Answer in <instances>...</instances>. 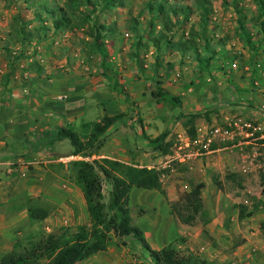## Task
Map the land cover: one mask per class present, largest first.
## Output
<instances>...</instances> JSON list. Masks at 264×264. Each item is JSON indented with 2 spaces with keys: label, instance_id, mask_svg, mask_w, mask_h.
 I'll use <instances>...</instances> for the list:
<instances>
[{
  "label": "rangeland",
  "instance_id": "obj_1",
  "mask_svg": "<svg viewBox=\"0 0 264 264\" xmlns=\"http://www.w3.org/2000/svg\"><path fill=\"white\" fill-rule=\"evenodd\" d=\"M42 0H32L29 4L25 3V0H0V52L6 59L8 58V53H6L3 48L6 43L10 40L11 37H15V29L18 28L20 23V18H26L27 20L33 21L28 30H32L35 26L38 25L37 21H34L33 18V9L37 6ZM48 4L53 5H62L65 0H46ZM148 0H125V7L120 9L117 13H113L110 17L100 16V19L107 18L110 20L117 21V34L115 41V50L110 51L112 62L116 64L117 71H120L122 76L126 75L127 79L131 82V77L128 75H133V70L136 67L135 62L131 58L132 47L131 44L133 40L130 37H127L125 31V20L130 17L139 16L141 12L143 15L140 17V21L145 25L149 19L147 12H144V4ZM172 6H184L188 5L193 7L195 0H166ZM212 5V16L214 18L213 25L210 27L213 35V42L217 44V40L228 37L226 42L225 49L230 50L231 52H238L240 54L239 61L237 65L240 66V69L230 72L228 76H224L220 73L215 74L214 78L206 74L200 75L199 72L193 67V65L188 61L184 65H179V57L173 61L174 68L168 73V79L165 78L163 70H160L161 75V86L165 92L176 96L180 99L182 103V110L180 114L186 116L185 119L182 118L183 123L181 125L182 133L187 136V138L195 139L200 134L204 132L209 133L215 128H220L221 133L227 132L231 133L232 138L226 139L222 137H216L213 141L210 149L219 147L224 149L226 153L232 160V165L230 168L223 170V174L216 175L213 171L209 170L205 166V158L208 154H203V149H200L202 155L193 159V167L200 165L201 169H205V176L201 178H194L190 174V169L186 166L179 164L177 162H171L169 168H178L180 175L179 180L181 181H192L191 184H200L205 180L206 183H210V192L207 196H211V191L216 189L217 186L213 185L212 182H217L221 184V193L229 194V197L226 199L229 202L224 204V209L227 212L228 216H236L237 223L242 227L246 233L252 237V242L254 244L253 248H256V251H251L250 254L254 256V259L250 264H264V254L262 251V245L264 246V209L260 208L257 211H254V206L258 201L264 200V129H259L257 126L256 131L251 139L249 144H243L242 146L235 145V139L240 138L237 130H233L231 127H228L226 122L229 119H244L243 108H248L253 111L256 118H261L264 120V99H262L261 94L249 93L239 95L235 88L229 86L228 80H232L236 87L239 89H248L249 86V76L244 71L246 70L243 67V64L248 61L249 53L243 47L242 42L237 37L235 30L237 27V14L235 13L233 7L230 5V0H210ZM227 3V4H226ZM240 4L245 8L248 18L254 13V7L251 3V0H240ZM198 17L196 14H193L192 19L189 21V24L186 25V31L190 28L191 25L195 24L197 27ZM159 26H157V29ZM54 37L52 41H48L47 44L38 45L33 41L30 45L22 47L20 50L17 48L16 43H11L10 47L12 52L17 53V56L20 57L19 61L17 60L16 65L13 67L14 70H17L16 73L31 69L32 65L29 66L30 62L25 61L26 56H31L32 53L38 52V55L48 54L50 61L48 64L52 68H55L60 76H65L70 78L72 76V67L78 70L88 69V74L90 77L95 76L99 73L98 57L92 56L91 59L86 58L85 56V35L82 32H78L77 35H71L70 33H59L57 36L48 35V40ZM72 39H68V38ZM46 39V40H47ZM45 40V39H44ZM43 40V41H44ZM69 40V41H68ZM115 40V39H114ZM42 42V41H41ZM53 54V56L51 55ZM22 54V55H21ZM1 55V56H2ZM24 55V56H23ZM47 55V56H48ZM14 60L15 55L12 56ZM46 58L44 55L40 56ZM67 60L66 66L62 64V67H59L61 64L59 62ZM83 62L81 63V60ZM87 59V62L85 61ZM153 57L149 54L145 57V65L147 66V72L150 74V64ZM39 59L36 54L33 58V62ZM171 58L166 57V62H171ZM264 65V59H262ZM28 64V65H27ZM31 67V68H30ZM245 68V69H244ZM244 69V70H243ZM96 70V71H95ZM138 70V69H137ZM139 71V70H138ZM86 72V71H84ZM147 72L143 73L139 71L140 77L139 80L143 79L142 84L132 85L131 83L127 84L130 90H124L125 94L121 92V88L117 90L111 88V85L108 86L112 91H114L120 102L119 111L124 113L126 116L125 122L130 126L141 127L145 124V109L150 106V102H154L156 98L151 95V91L155 90V85L151 83L150 78L145 76L149 75ZM110 76L100 77L102 82L115 83L117 79H108ZM113 78V77H112ZM21 80L22 78L19 77ZM108 79V80H107ZM121 80V78H119ZM72 80L75 81L76 78L72 77ZM86 80V79H84ZM82 81V84H73L72 81L68 85L69 90L66 88H59L60 93H76L81 95L82 104L86 103L85 109L82 112V119L85 121H94L97 115H104V109L102 104L97 105L92 94L83 93L90 91L92 87L87 86L86 83ZM149 80V82H148ZM22 81V80H21ZM127 82V81H126ZM149 85L147 86V84ZM191 84V85H190ZM131 85V86H130ZM76 86V88H75ZM133 86V87H132ZM124 88V87H123ZM264 88V87H263ZM110 89V90H111ZM125 89V88H124ZM30 91V90H29ZM98 90L94 89L92 93H96ZM264 89H262V93ZM101 94V92H99ZM41 95V94H38ZM115 95V94H114ZM66 96V95H65ZM27 97H29L27 95ZM159 98H157L158 100ZM85 101V102H84ZM70 101L64 99L59 101L57 106H65ZM156 102V101H155ZM165 104V103H164ZM157 114V112H154ZM191 115H198V117L193 119H188ZM188 116V117H187ZM191 120V121H190ZM248 120V119H244ZM74 121V120H73ZM198 121L204 122L201 127H199ZM75 122V121H74ZM117 124L115 125V127ZM113 127V131L115 128ZM69 128L73 132H76L74 126L64 127ZM77 128V127H76ZM134 128V127H133ZM180 128V126H179ZM56 129L53 135L55 136L57 131ZM110 130L109 132H113ZM194 132L193 135H190ZM51 136V134H48ZM57 138V137H56ZM248 140V139H247ZM67 141V140H66ZM98 141L101 143V139ZM167 146V157L164 159V162H167L168 156L172 155L173 152V142L168 143ZM66 148L70 151L72 146L69 141L66 143ZM95 147H99L96 144ZM95 149V148H94ZM194 150L199 149V147H194ZM87 160H91L88 158ZM163 162V163H164ZM197 162V163H196ZM162 165V164H161ZM162 170V167H160ZM170 170V169H163ZM162 170V171H163ZM192 170V169H191ZM53 171V170H52ZM54 173L57 176V179L62 182V185H57V189L47 194V183L51 182L49 175L47 173L43 174V182H39L38 189H35L34 193L31 195L25 194L20 199V203H35L42 209H46L49 214L53 215L55 220L49 221L48 218L42 222H36L29 220L28 215L19 214L16 217L15 223L12 224L11 220L4 219L0 221V257L4 254L11 252L13 249L19 251L22 248L26 247L30 239H36L39 235L42 234H55L60 235L68 231L73 233L76 231L78 226L87 225L89 226V217L85 216V211L81 210L80 207L74 203L70 204L69 199L72 202H77V197L73 193V188L70 187L71 184L74 185V177L71 172L61 165L54 170ZM222 178L223 181H219V178ZM48 178V179H47ZM204 178V179H203ZM232 178V179H231ZM55 179V183H57ZM227 179V182H226ZM167 179L163 180L165 183ZM51 184V183H49ZM183 183H177V196L178 200L173 202H168L167 206L173 211L177 209V203L179 199L183 198L190 189H184L182 187ZM64 186V187H63ZM75 186V185H74ZM76 187V186H75ZM77 188V187H76ZM218 190V188H217ZM56 191V192H55ZM108 191L109 187L104 186V195L105 202L108 200ZM132 192H149L143 189H132L129 197V208L131 211V217L133 225L141 230L145 242L150 248L160 249L166 244H168L174 238V232L179 231V228H176V224L173 219L170 220V214L166 210L165 204L160 198L152 201V204L149 202L140 201L143 197L138 196V200L133 198ZM68 194V195H67ZM142 194V193H141ZM165 196L164 193H161ZM37 195V196H36ZM67 202L64 204L63 202ZM31 203V204H32ZM61 204V205H60ZM235 206V207H234ZM237 206V207H236ZM241 207L245 208L244 212H253V215L247 218H244L243 221H238L239 212ZM203 209L207 212L206 203L203 201ZM84 213V214H83ZM232 214V215H231ZM6 215V214H4ZM88 216V214H87ZM198 225L202 224V218L197 217L196 219ZM240 220V219H239ZM168 221V222H167ZM195 222V223H196ZM49 230V231H48ZM165 233L168 234L165 239ZM164 235V236H162ZM177 236V234H176ZM110 242L108 247H115L117 250L119 247L126 249L129 255L136 260L134 264H151L149 261L148 252L141 245V243L135 238H120L114 234H110ZM18 243L20 246L17 247L15 244ZM257 260V261H256ZM256 261V262H254ZM46 259H41L35 264H46ZM245 262V263H244ZM243 264H249V260L244 261ZM214 263V262H213ZM215 264V263H214ZM242 264V263H241Z\"/></svg>",
  "mask_w": 264,
  "mask_h": 264
},
{
  "label": "trees",
  "instance_id": "obj_2",
  "mask_svg": "<svg viewBox=\"0 0 264 264\" xmlns=\"http://www.w3.org/2000/svg\"><path fill=\"white\" fill-rule=\"evenodd\" d=\"M230 5L237 14V27L235 33L242 42L243 47L249 53V59L243 64L249 78V90L239 89L232 80H228L229 86L235 88L239 95L256 93L264 99V0H251L254 13L248 18L245 8L240 0H230ZM32 0H25L29 4ZM227 4V3H226ZM125 7V0H65L62 5L48 4L42 0L33 9V20L38 22L32 30H28L33 21L20 18V23L15 29L16 36L11 37L3 50L12 55L11 43L30 45L33 41L40 43L58 33H70L72 36L82 32L85 35V56L91 59L98 57L99 75L95 77L109 76L110 79H119V73L114 70L116 65L110 58V51L115 50L117 34V21L107 19L113 13H117ZM210 0H195L193 7L172 6L166 0H148L144 4V12L149 19L144 25L140 21L143 12L136 17L125 20L127 37L131 44V58L139 71L147 72L145 57L152 49L153 57L150 64L149 77L155 90L151 91L157 103H166L170 106L180 104V99L159 87L161 86L160 70L164 71L165 78L173 70L174 62L165 63V58L179 57L178 64L184 65L190 62L197 72L214 78L220 73L224 76L240 69L234 62H238L240 54L225 49L228 37L213 42L214 38L210 27L214 18ZM193 14L198 17L197 27L191 25L186 31V25L192 19ZM100 16H106L103 20ZM157 26L159 28L157 29ZM115 39V40H114ZM151 48V49H150ZM22 55V54H21ZM24 56V55H23ZM20 57H15L18 60ZM87 60V59H86ZM87 62V61H86ZM113 77V78H112ZM109 78V77H107ZM112 82V81H111ZM191 85V84H190ZM114 89L124 88L113 83ZM259 94V95H260ZM126 115L123 113L115 116H104L100 124H93L90 134H85L83 140L69 128H61L56 137L66 139L72 146L73 157L81 159L71 161L67 169L73 174L74 185L80 190L86 205L89 217V226H78L76 231H68L60 235L42 234L36 239H30L28 245L19 251L14 249L0 257V264H35L41 259H46V264H77L89 257L105 251L110 242V234L120 238H135L145 248L151 264H214L197 254H194L187 246L186 239L178 237L160 250L151 249L144 240L141 230L131 224V211L129 208V194L132 189H143L163 193L160 182L162 170L148 169L146 167H134L118 161L108 159L85 160L92 157V150L100 142L98 139L115 122ZM186 116L180 115L185 119ZM188 117V116H187ZM198 115H191L193 119ZM191 121V120H190ZM194 132L190 135H193ZM165 134L159 136L154 143L162 148ZM167 149V148H166ZM164 154L167 150H164ZM219 186V183L214 182ZM109 187L108 200L105 202L104 186ZM203 184H191L190 191L179 199L177 209L172 214L183 224L192 225L201 217L203 223L208 222L207 212L203 209L201 191ZM32 203V202H31ZM29 203L27 215L29 220L42 222L49 212L35 203ZM264 209V200L258 201L254 211ZM241 207L239 219L250 217L253 212H244ZM17 247L20 245L15 244Z\"/></svg>",
  "mask_w": 264,
  "mask_h": 264
},
{
  "label": "crops",
  "instance_id": "obj_3",
  "mask_svg": "<svg viewBox=\"0 0 264 264\" xmlns=\"http://www.w3.org/2000/svg\"><path fill=\"white\" fill-rule=\"evenodd\" d=\"M57 35L59 33L54 36ZM53 38L45 39L37 44H47ZM16 46L20 50L24 47L21 44ZM11 49H14V47ZM150 53H152V49L149 55ZM35 54L39 59L38 62L36 60L32 61ZM1 55L0 52V221L7 219L14 224L17 215L25 214L27 216L29 203H20V199L23 195H31L35 192V189H38L39 182L44 181L41 177L43 174L47 173L50 176L51 182L49 183L51 184L47 183L46 185L47 194H50L51 191L57 189V185H62V182L57 179L54 170L61 165L67 168L69 162L81 159L80 157L71 156L72 149L69 151L66 148L68 140L56 138L53 135L55 130L74 126L75 133L83 140L86 133H91L93 124H100L102 117L115 116L120 114L121 111L118 110L120 106L119 98L111 89L113 88V83L109 81L104 83L100 77L93 78V75L90 77L87 73V68L78 70L72 67V71L70 70L72 72L71 79L60 76L57 72L61 73L66 69L58 71L52 68L48 64V61H50L49 55H38L35 50V53L33 52L31 56L24 58L26 62H30L29 66L32 65V68L30 67L31 69L23 70L18 74L16 73L17 70L13 68L17 60L12 59L13 57L9 55L8 60ZM42 55L46 58L40 57ZM51 55L53 56L52 53ZM15 56L17 57V53ZM176 58L177 56L174 55L172 60L174 61ZM85 61L87 60L85 59ZM82 62L83 59L81 60ZM66 63V59L59 62L61 64L59 67H62V64L65 67ZM114 70L117 71V68L114 67ZM97 71L99 70L97 69ZM117 72L121 80L117 78L116 82L124 87L125 90L131 91V88L127 86L129 83L136 86L143 82V79L139 80L140 73L137 68L133 70L132 76L128 75L129 78L131 77V82H129L130 80L127 79L126 75L122 76L120 71ZM107 74L110 77L112 76L111 71H107ZM19 77L22 78V81ZM72 77H75L76 80L73 81ZM83 80L87 86L92 87L90 91L83 94L87 95L90 92L94 96L95 103L97 105L102 104L103 108H105L104 115L103 113L102 115H97L94 121H85L81 117L86 106V103L82 104L81 102L83 96L80 97L81 95L70 91L62 94L59 90V88H65V86L69 90L68 85L71 81L73 84L78 85L82 84ZM110 85L111 88L108 87ZM94 89L98 91L92 93ZM65 95L67 101L70 102L65 106H57V103L59 105L57 97ZM155 101L153 103L150 102V106H147V109L144 110L146 114L144 126L133 125L130 126L132 127L130 129L127 126L130 124L125 122V118H122L105 131L100 137L101 143L99 147L92 150L91 160L108 159L134 167H146L155 170H159L160 167H162V170L170 169L162 171L164 174L163 180L167 179L165 183H163V180L161 181L165 196L157 191L132 192V196L136 200H138V196H141L143 199L140 201L152 204L153 200L160 198L165 204L166 210L171 217L170 220L173 219L176 224L175 227L179 228V231L174 232L175 237H172L169 243L178 237H183L186 239L188 248L194 254L210 262L215 264H243L244 261L249 260L250 264L254 259L250 252L256 251V248H253L252 237L237 223L236 216L234 214L228 216L225 211L224 204L229 202L226 199L229 194L220 192L221 184L218 186L212 182L213 185L217 186L218 190L217 188L212 190L211 196H207L211 189L210 183H206L205 180L202 182L201 199L202 202L206 203L208 210V222L206 224L203 221L201 225H198L197 222L192 225L183 224L172 214V210L167 206L168 202L178 200L177 183H183L182 187L184 189H191L192 181L179 180L180 172L178 168H169V166L166 168L164 162V159L169 154L163 153L164 150H167L168 143L173 142L176 133L182 132L181 125L183 120L180 118L182 103L170 106L169 104ZM242 108L244 109L242 112L244 119H248L245 121L251 124L252 127L257 126L260 130L264 129V120L256 118L253 111L248 108ZM154 112H157V114H154ZM198 123L199 127H201L204 122L198 121ZM116 124L117 126L115 127ZM113 127L117 129L113 131ZM110 130L113 132H109ZM249 132H252V130ZM48 134H51V136ZM163 134H165V137L162 148H160L158 143H154V141ZM246 135V133L241 134L239 139H235V145L249 144L251 139L247 140ZM263 137L260 136V138ZM231 138L232 136L230 135L229 139ZM223 151V148H212L207 158H205V166L216 175L221 174V176L224 173L223 170L230 168L233 164L231 158ZM205 171V169H201L200 165H196L190 170V174L194 178H201L205 176ZM55 179H57V183L54 182ZM219 181H223V179L220 177ZM70 187L73 188L71 191L77 197V202H72L69 199V203L78 205L81 210L85 211V216L88 217L80 190L73 184ZM63 203L66 204L67 202L64 201ZM47 218L54 223L55 218H53V215L49 214ZM238 221H243V219L239 220L238 218ZM131 224L133 225L132 217ZM164 235L166 239L168 234L165 233ZM261 249L264 254L263 245ZM135 261L126 249L119 247L117 250L115 247H107L105 251H101L77 264H134Z\"/></svg>",
  "mask_w": 264,
  "mask_h": 264
},
{
  "label": "built area",
  "instance_id": "obj_4",
  "mask_svg": "<svg viewBox=\"0 0 264 264\" xmlns=\"http://www.w3.org/2000/svg\"><path fill=\"white\" fill-rule=\"evenodd\" d=\"M15 52H12V55H15ZM233 67H237V62H234ZM66 99V96H59L57 97L58 101H62ZM227 126L231 127L233 130H237L238 134H244L246 133L247 139H252L254 132L256 131L254 127H252L251 124H249L247 121H245L242 118L238 119H229L227 120ZM252 130V132H249ZM231 133L228 134L227 132L221 133L220 128H215L213 131L206 134H200L195 139H190L185 136L184 133H176L174 138V144H173V152L172 155L168 156L167 162H165L166 168L169 166L171 162H177L179 164H182L186 166L188 169L193 168V159L200 157L202 155L200 149H203V154H209L211 152V145L215 138L218 136L222 137L223 139H229ZM232 136V135H231ZM199 147V149L194 150V147ZM160 170V169H159ZM161 171V170H160ZM164 174H161L160 182L163 180Z\"/></svg>",
  "mask_w": 264,
  "mask_h": 264
}]
</instances>
